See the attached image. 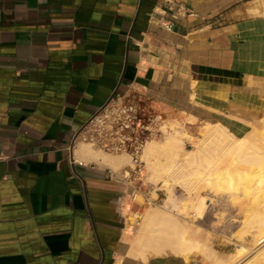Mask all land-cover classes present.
Wrapping results in <instances>:
<instances>
[{
    "label": "crops",
    "instance_id": "0c3cea01",
    "mask_svg": "<svg viewBox=\"0 0 264 264\" xmlns=\"http://www.w3.org/2000/svg\"><path fill=\"white\" fill-rule=\"evenodd\" d=\"M175 2L0 0V264H201L131 254L122 170L71 148L118 95L191 129L264 104V0Z\"/></svg>",
    "mask_w": 264,
    "mask_h": 264
},
{
    "label": "bare ground",
    "instance_id": "6f19581e",
    "mask_svg": "<svg viewBox=\"0 0 264 264\" xmlns=\"http://www.w3.org/2000/svg\"><path fill=\"white\" fill-rule=\"evenodd\" d=\"M259 107H261L259 111L264 112V104ZM204 127H206L204 134L196 143L198 144V149L185 152L187 154H185L186 159L190 164L194 165V162L191 163V161L198 162V160H201L203 165L200 166V162L198 163L199 166L194 167L196 170L191 172L193 175L192 178L190 177L191 179L180 181L185 187L191 186L192 189H190L194 190L195 188L196 191V194L194 196L191 195V199L187 203L191 204L193 217L184 215L183 218L190 224L195 223L197 219L203 218L210 201L213 200L210 194L201 191V185L205 184L206 187L203 186L204 189L209 190V187L220 194L230 196L233 201L237 200L236 203H239L240 190H244L249 196V201L245 204L247 207L244 210L246 219L243 217L245 219L243 220V229L239 228V231H241L240 239L244 237L243 234L245 233H253L256 241L261 244L264 242V128L262 131L252 130L247 134H240V129H232L227 123L223 122H207ZM173 130L174 132H168L167 140L165 138L166 142H160L155 137L149 140L142 155L143 160L147 162L152 171L151 178L156 182H163V186L167 187L170 193L169 199L166 201L167 204L174 201V186L177 180L176 172L179 168V165L176 164L179 162L176 160L184 150L183 139L181 140L180 138V135L183 136L184 131L180 128H173ZM164 143H170L172 148L169 150L167 162L159 164L155 157L160 153V148H162ZM76 155L78 160H86V162L97 161L102 165L111 166L117 171L122 169L121 167L125 164H128V159L130 158L127 154L109 156L101 152H94L92 148L85 145L77 149ZM129 165L131 164L129 163ZM187 168L188 166L185 164L182 165V170ZM126 209L127 220H129L128 233H132L133 221L137 217L132 202L127 204ZM159 213L156 210H152L140 220V232L135 238L132 237L134 240L132 241L131 254L143 259H147L153 253L158 255L175 254L190 260L193 248L201 249L205 244L197 239V235L196 238L191 235V225L184 224L174 216ZM201 239L203 238L201 237ZM205 248L207 249V247ZM250 250V247L245 243L237 242V250L227 258L218 259L216 263L238 264V262L244 260L245 256L247 257ZM258 254L264 256V245L260 248ZM251 262L252 264L255 263L254 261Z\"/></svg>",
    "mask_w": 264,
    "mask_h": 264
},
{
    "label": "rangeland",
    "instance_id": "374dc122",
    "mask_svg": "<svg viewBox=\"0 0 264 264\" xmlns=\"http://www.w3.org/2000/svg\"><path fill=\"white\" fill-rule=\"evenodd\" d=\"M251 109L247 110L248 112H245L244 110L240 112V114L242 115H239L238 118H242V119H238L239 120L238 123H235V120L232 121V124H236L237 130L238 128H240V134H247L248 132H251L252 130L262 131V129L264 128V120H263L264 112L259 111L258 108L256 109L254 108L255 110L253 108ZM181 118L182 117H178V116H174L172 119L164 117L161 122L162 133L159 134V136H155V138H158L160 142H166L168 132L170 131L174 132L173 128H180L184 131L183 136L180 135V138L181 140L183 139L182 145L185 151L183 150L179 154L176 160L177 162H179V163H176L179 165V168L177 169V172H176L177 180H176V185L174 186V195H173L174 201L171 202L170 204H167L166 201L169 199V196H170L169 195L170 193L167 187L163 186L164 184L163 182H156L151 178L152 171L149 168L147 162H145L146 170L143 173L144 176L141 179V181L144 184V189H146L147 191H150L151 199H154V200L158 199V200L153 204H147V203H144L143 198L140 197V200H138L137 203H135L134 212L137 215L136 220L133 221V230L135 231V236H137L140 232V228H141L139 225L140 220H142L143 217L148 212L152 210L154 211L156 210L157 213L160 212L159 214H166V215L174 216L175 218L181 220L184 224H188L189 226L191 225L190 227L192 229L191 235L192 236L194 235V238H196V235H197V239H199L202 243L205 244L203 247H201V249L197 248L198 249L197 250L193 248L190 260H193L195 262H201V264H217L216 262L218 259H222V257L223 259L227 258L230 256V254H232L233 252L237 250V242H243L246 245H248L251 250L248 253L249 255L247 254V257L245 256L243 258L244 260L238 262V264H250L251 261H254L255 262L254 264H264V258H263L264 256L258 254L260 251V248L264 245L263 244L264 242L261 244L257 242L255 235L253 233H245L243 234L244 237L240 239L241 231H239L240 230L239 228L243 229L242 228L244 226L243 220L246 219V213L244 210H246V207H247L245 204H247V201H249L248 200L249 196L247 195L246 191L240 190L241 194H240V197L238 198L239 203H236L237 200L233 201L230 196L220 194L216 192L215 190L210 189L208 186L207 187L209 190H207L206 188L204 189L203 186L206 187L205 184L201 185V191L203 193L210 194L213 200L210 201V205L207 207L203 218L197 219L195 223L193 222L190 224L187 221H185V219L183 218L184 215L193 217V212H192L193 209L191 207V204H187V203H189L188 200L191 199V195L194 196V194H196V191H195V188L194 190H191L192 189L191 186L185 187L182 183H180V181L187 180L188 178L191 179L193 176L191 172L196 170L194 167L199 166L198 163L200 162H201L200 166L203 165V162L201 160H198V162L191 161V163L194 162V165L190 164V162L186 159L185 152L188 150L198 149V144L196 143L198 139H200L203 136L204 130L206 128L204 126L207 125V122L206 121L199 122L198 127L196 129H191L193 126L192 119L187 118V120L185 121V119L183 118L181 119ZM87 146H89L93 150H97V152L99 153L101 152L109 156L120 155V154L106 153L102 150L92 147L91 145H87ZM171 148L172 147L170 143H164V145H162V148H160L161 149L160 153L158 154V156L155 157L159 164H163L164 162H167L166 159L168 158V155L170 152L169 150ZM123 154H127V153H123ZM127 155L130 157L128 159L129 162L128 164H125L124 166L121 167L122 171H123V168L126 169L129 166V163L131 164L132 162L131 156L129 154ZM184 164L188 166V168L185 170H182V165ZM190 165H193V166H190ZM181 178L182 180H180ZM241 196L243 197L241 198ZM131 201L132 200H130V202ZM232 201L235 202L236 204L233 203ZM243 217H245V219ZM201 237L204 240L201 239ZM205 247H207V249ZM153 255H158V254L153 253L150 256H153ZM160 255H165V254H160ZM210 256L212 257L210 258ZM257 261H260V262H257Z\"/></svg>",
    "mask_w": 264,
    "mask_h": 264
},
{
    "label": "built area",
    "instance_id": "2783aa9c",
    "mask_svg": "<svg viewBox=\"0 0 264 264\" xmlns=\"http://www.w3.org/2000/svg\"><path fill=\"white\" fill-rule=\"evenodd\" d=\"M165 1L175 9V0ZM162 120L160 115L145 117L137 102L118 95L92 114L75 132L71 148L74 150L78 144H87L109 154H129L132 163L119 177L126 186L125 195L132 201L142 197L144 203L153 204L158 199H151L150 191L144 189L141 181L146 170L142 155L148 141L162 133Z\"/></svg>",
    "mask_w": 264,
    "mask_h": 264
}]
</instances>
